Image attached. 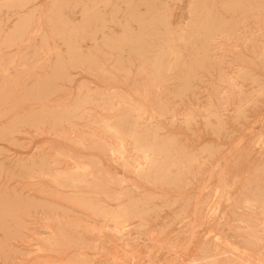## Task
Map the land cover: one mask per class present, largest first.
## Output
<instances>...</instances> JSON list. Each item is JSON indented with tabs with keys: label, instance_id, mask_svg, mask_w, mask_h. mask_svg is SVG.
I'll return each instance as SVG.
<instances>
[{
	"label": "rangeland",
	"instance_id": "374dc122",
	"mask_svg": "<svg viewBox=\"0 0 264 264\" xmlns=\"http://www.w3.org/2000/svg\"><path fill=\"white\" fill-rule=\"evenodd\" d=\"M130 1L139 18L168 13L172 30L188 19L189 0ZM201 1L214 14L232 13L234 27L220 34L211 61L202 65L192 63L195 44L175 39L180 63L160 72L131 50L109 48L110 37L122 32L124 0H67L58 9L65 34L82 24L85 7L98 13L102 21L92 16L89 22L94 33L78 38L91 61L74 56L54 33L48 19L54 0L0 7V264H264L262 0ZM224 3L232 4L230 14ZM130 27L137 29L134 22ZM156 34L149 43L167 35ZM238 66L248 73L238 76ZM6 75L14 80L2 85ZM133 98L145 102L141 119L133 115ZM104 117L148 140L155 132L154 140L176 153V161L194 160L175 183L137 176L133 141L124 142L127 152L118 159L109 150L118 139L97 125ZM76 164L90 166L97 187L80 193L50 180L53 172L83 175ZM101 189L125 195L104 200ZM129 197L140 200V211L123 235L113 233L111 221L93 206L101 199L115 209L129 205ZM47 236L56 242L45 245Z\"/></svg>",
	"mask_w": 264,
	"mask_h": 264
},
{
	"label": "bare ground",
	"instance_id": "6f19581e",
	"mask_svg": "<svg viewBox=\"0 0 264 264\" xmlns=\"http://www.w3.org/2000/svg\"><path fill=\"white\" fill-rule=\"evenodd\" d=\"M24 1L25 0H0V7L5 5V4H14V2H24ZM124 1H126L125 2L126 3V12L124 14L125 20H124V22L122 23V26H121L122 27V32H121L120 35H116V36H111L110 37L111 42H110L109 48L111 50H123L124 48H126L129 51L130 50L133 51L137 55L143 57L144 61L149 60L150 61V66L153 68V70L155 72H160L161 70H169V69L172 68V66H175V65L180 63L181 54H180V51L178 50V47L174 43L175 39H177V40H179L181 42H190V43H193V44L196 45L197 58L195 60H193L192 63H195L197 65H200V64L202 65V63L205 62V61L206 62H210L211 61V57H212V51H213L212 45L215 44V42H216L215 40L218 37H221L220 34L223 31L231 30L234 27V23H235V20H236L235 17L231 13V10L233 11L232 7H229V6L232 5L231 3H224L222 5V7L224 9V12L227 11L228 13L229 12L231 13V14L229 13L230 15L228 17H225L221 13H218V14L212 13L211 9L207 8L206 6H204V4H203V2L201 0H189V5H188V8H187L188 10L186 9L187 13H188V19L183 24H181L180 27H178L177 30H175V29L172 30V29H170V22L168 21V19H167L168 16L166 15L168 13L165 14L164 11L161 10L159 12V14L156 16L155 19L147 20V19L139 18L138 14L136 13L135 4H133L130 0H124ZM63 5L64 6L68 5L67 0H54V2H53L54 10L52 11V15L50 14V16L48 17V19H50V21L52 22V26L55 28V30L53 28H51V29L54 30V33L58 37L63 38L64 40L67 41V43L69 45V51L72 52V54L74 56H76L77 58H80L82 60L91 61V59L89 58L88 54L81 53L80 45H78V38L82 37L81 35L91 36L92 32L94 33L93 30L91 32L90 23H89L90 22V18L92 16H94L97 21H102V20L99 17L98 13H96V12L89 13L86 10L88 7L87 8L85 7L83 10L86 13L84 15L85 18H84V21L82 22V24L73 26L71 28H68L67 34H65L64 33L65 32L64 28H66L68 25H67L66 21H64L63 19H61V18H59L57 16L58 15V9L61 6H63ZM259 5L262 7V9H264V0H262V3L259 4ZM83 7H84V5H83ZM92 7L93 6H90L89 8H92ZM159 7L161 8L162 6L159 5ZM17 8L20 9L19 7H17ZM156 13H158V12H156ZM27 14H28V12L25 15H27ZM46 15H49V14H46ZM28 18H30V17H28ZM43 18H45V17H43ZM132 22L136 23V26H137L136 30H132V28L130 27ZM20 23H21V21H20ZM26 23H27V21H26ZM43 23H46V22H43ZM27 25H28V23H27ZM103 27H104V25H100V29L101 28L103 29ZM260 29L264 30V24L262 25V27H260ZM48 30H49V28H48ZM25 31H24V33H25ZM13 32H14V30H13ZM50 32L51 31H48V33H50ZM157 32L167 33V35H168V33L171 34V32H173V34H175L176 37L175 38L173 36L172 37H168L166 35V36L162 37V42L161 43H156V44L149 43L148 42L149 36H153ZM262 32H264V31H262ZM24 33L22 35H24ZM44 33H45V31H44ZM101 33H102V35L104 34L103 31ZM12 35H13V33H12ZM14 39H13V41H14ZM5 41L7 42V39H5ZM8 41L10 42V39ZM3 42H4V40H3ZM9 42L6 43V44L10 45ZM167 58H170V60L168 61ZM7 59H9V58H7ZM2 60H3V58H1V61ZM1 63L4 64L6 62H4V63L1 62ZM66 65H67V63H66ZM59 66H60V64H58L57 67H59ZM263 66H264V63H263ZM64 69H66V68L64 67ZM244 69L245 68L238 66V74L237 75L239 76L240 74H243V72H246ZM4 70H6V68ZM34 70H36V68ZM192 70H193V68H192V66H190L189 73ZM185 72H187V71H185ZM246 73H248V72H246ZM63 75H65V74H63ZM12 77H11V79H9L10 77L8 75L4 76L1 79L2 85H6L5 83H7V84L8 83H12L13 80H14V79H12ZM25 79H27V77ZM151 81H153V80L151 79ZM147 82H150V79ZM238 85H239V83H238ZM149 86H153V85L149 84ZM260 86L261 85H259V87ZM256 92L257 91H255V93ZM112 93H114V92H112ZM141 93H143V92L141 91ZM107 94H109V93H107ZM8 96H9V93H8L7 97ZM109 96H111V95H109ZM119 96H120V94H119ZM4 97H6V95ZM112 97H114V96H112ZM247 99H249V98H247ZM247 99H246V101H247ZM249 100H251V99H249ZM208 103H210V102H208ZM114 104H116V100H115ZM130 106H132V105H130ZM110 109L112 110V108H110ZM40 111H42V110H40ZM133 111L135 113L133 115H135L136 119H141L146 113H148V110H147V108L145 106V102H144V104L143 103H137L135 101V99H134ZM155 113H156V110L151 108L150 111H149V115L153 116ZM209 113H211V112H209ZM28 118H30V117H28ZM93 120H95V119H93ZM95 121H97V120H95ZM112 123H113V121H112ZM112 123L106 117L99 118V120L97 121V125L99 126V129L101 127L107 133H110V134L112 133V138H114V136H115L118 139V143L115 144L116 146H112V145L109 146V150L112 152V154L118 156V159H119V157L124 159L125 153L127 152V148L125 147V145H126L125 143H127V142H125V141L126 140H132L133 141L132 145H130L129 143L128 144L131 146L130 149L134 150L135 154H137V156H136L137 159H135L133 161V164H132V162L130 164H132L131 167H133L134 173L137 176H145L146 178L152 177L154 179L159 178V179H162L163 181H165L167 183H175L178 180V177L180 178L179 175L182 172H184L186 166L192 160H194V158H192V157H184V158L179 159L177 161L174 160V157H175L176 153L174 154V152H171L170 149L165 148L163 146V142L162 143H158L157 141H155L154 140L155 132H152V139L148 140L145 136H143V132L142 133L141 132H136V130H134L132 127H131L132 130L124 132V131H122L121 129L118 128L117 124H112ZM133 125H134V123H133ZM102 129H101V131H102ZM109 136H111V135H109ZM117 139H114V140H116V142H117ZM81 142H83V141H81ZM106 144H108V143H106ZM105 146L107 148V145H105ZM128 148H129V146H128ZM172 150H173V148H172ZM58 154H56V155H58ZM74 168L75 169H79V170L81 169L82 172H83V175H80V174H76L75 175V174H72V173L69 174L66 171H64V172H56L55 171L56 172L55 174H54V172H53V175L49 174L51 179L47 178V180L48 179L52 180V182L54 184L60 186L61 188L62 187L74 188L80 193H82L81 188H83V187H85V188L87 186H89V187L90 186L97 187V182L96 181H98L97 179H99V178H97L93 174V171L91 170L90 166H87V165L86 166H80L79 164H76ZM172 168H174V170ZM60 171H62V170H60ZM84 176H86L87 178L86 177L84 178ZM98 186H100V185H98ZM101 186H103V185H101ZM104 187H106V185ZM96 190H99V189H96ZM84 191H85V189H84ZM100 191L103 193L104 200L107 199V200H110V201L120 198V195H125V194H122V193H119V194H115L113 192L109 193V191L106 192L103 189H101ZM92 194H93V192H92ZM90 198L92 199V197H90ZM128 200H129V205H127V204L126 205H118L117 208H115V209H110L111 207H108L107 205H103V200H101V199L97 200L96 202H101L102 204H100V203L98 204L97 203L95 205V207L93 206L94 210L99 212L100 215H102V217H104L105 220H110L111 221V223L113 224V233L114 232L122 233V235H123V230L127 228L126 222L128 221V219L134 217L136 215V213H138L140 211V208H139L140 200L134 199V198H130V197H129ZM20 201L22 202L21 199H20ZM88 202H87V204H88ZM18 206L21 207V205H18ZM85 207H87V206H85ZM19 210H21V209H19ZM10 215H12V214L10 213ZM18 223H20V222H18ZM125 226H126V228H125ZM55 230H56V228H55ZM59 233H61V232H59ZM42 240L45 243V245L46 244L50 245V243H53V240H55L54 242H56L55 238H53V240H52L51 238H48V236H47V238L44 237Z\"/></svg>",
	"mask_w": 264,
	"mask_h": 264
}]
</instances>
